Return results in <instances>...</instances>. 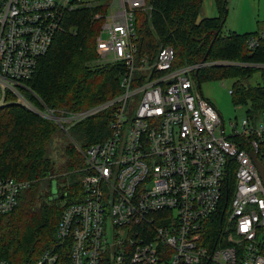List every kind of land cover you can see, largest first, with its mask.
Returning <instances> with one entry per match:
<instances>
[{
  "label": "built area",
  "instance_id": "1",
  "mask_svg": "<svg viewBox=\"0 0 264 264\" xmlns=\"http://www.w3.org/2000/svg\"><path fill=\"white\" fill-rule=\"evenodd\" d=\"M98 2L0 0V106L20 103L66 134L113 107L108 135L81 149L82 193L63 203L56 245L36 264H264V109L230 121L226 131L196 85L195 66H174L171 46L137 57L133 14L144 0H107L96 49L124 65L118 95L74 113L27 98L24 81L63 30L66 13ZM262 42L264 29L250 33L245 46L252 52ZM28 185L0 178V222ZM215 216L221 228L208 241Z\"/></svg>",
  "mask_w": 264,
  "mask_h": 264
},
{
  "label": "trees",
  "instance_id": "2",
  "mask_svg": "<svg viewBox=\"0 0 264 264\" xmlns=\"http://www.w3.org/2000/svg\"><path fill=\"white\" fill-rule=\"evenodd\" d=\"M201 3L144 0L133 14L136 56L152 58L161 46L169 45L175 51L174 66L196 68L206 55L196 76L192 70L195 80L231 78L234 101L264 108V67L257 66L264 63V42L249 52L245 40L250 33L224 29L228 0H216L219 15L215 18H200ZM106 11L107 0H99L66 13L63 30L24 81L29 88L25 94L36 107L74 113L99 106L120 93L123 63L106 61L96 49ZM256 70L260 81L252 86L248 79ZM112 109L110 105L96 110L72 124L66 134L55 121L20 103L0 106V178L29 183L15 208L2 216L0 259L8 264H36L43 251L56 245L55 229L63 203L82 193L81 149L108 135ZM53 181L62 199H53ZM220 228V218L213 217L205 238L215 239ZM65 260L64 252L60 261Z\"/></svg>",
  "mask_w": 264,
  "mask_h": 264
},
{
  "label": "rangeland",
  "instance_id": "3",
  "mask_svg": "<svg viewBox=\"0 0 264 264\" xmlns=\"http://www.w3.org/2000/svg\"><path fill=\"white\" fill-rule=\"evenodd\" d=\"M256 19H259L258 21L264 19V0H228L224 29H234V26L237 24L241 32L250 30L254 28L252 23ZM246 24H252V26L242 28ZM103 33L106 36V31ZM259 81L260 72L256 70L249 77L248 83L253 86ZM198 82L203 96L219 111L225 123L226 131L229 130L230 121H235V119H240L244 115L254 114L260 110L259 108L255 109L252 107L248 101L233 100V93L229 91L233 89V80L231 78H202ZM77 198L78 195H75L72 201H75Z\"/></svg>",
  "mask_w": 264,
  "mask_h": 264
},
{
  "label": "crops",
  "instance_id": "4",
  "mask_svg": "<svg viewBox=\"0 0 264 264\" xmlns=\"http://www.w3.org/2000/svg\"><path fill=\"white\" fill-rule=\"evenodd\" d=\"M218 15H219V12H218L216 0H202L200 18H215ZM258 20L259 19H256L254 23H252L254 28L250 30H244L241 32L239 31L241 29L237 24L236 26H234V29L226 28V30H232L237 33H252V32L263 30L264 29V19L262 21H258ZM252 24H246L242 28L251 27Z\"/></svg>",
  "mask_w": 264,
  "mask_h": 264
},
{
  "label": "water",
  "instance_id": "5",
  "mask_svg": "<svg viewBox=\"0 0 264 264\" xmlns=\"http://www.w3.org/2000/svg\"><path fill=\"white\" fill-rule=\"evenodd\" d=\"M226 13H227V9L225 10V16H226ZM225 16H224V20H225ZM205 57H206V55H205L204 58L201 60V62L198 64V66L195 68V71H194L195 76L197 75L198 69L204 64ZM196 85H197V87H198V89H199V91H200V87H199V82H198V80H196ZM200 92H201V91H200ZM250 155H251V157H252L254 163H255L256 166L258 167L259 171L262 173V171H263V164H262V162H261L260 160L257 159V157L255 156V154H254L253 151L250 152ZM262 176H263V174H262ZM51 193H52V197H53V199H62V198H63V195H60V196H59V195L57 194V193H58V191H57V184H56L55 181H53V183H52V186H51Z\"/></svg>",
  "mask_w": 264,
  "mask_h": 264
}]
</instances>
